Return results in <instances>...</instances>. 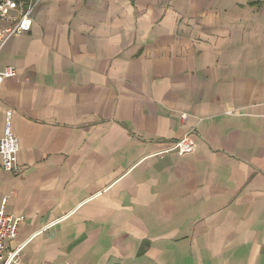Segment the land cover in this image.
Returning <instances> with one entry per match:
<instances>
[{
	"label": "crops",
	"instance_id": "1",
	"mask_svg": "<svg viewBox=\"0 0 264 264\" xmlns=\"http://www.w3.org/2000/svg\"><path fill=\"white\" fill-rule=\"evenodd\" d=\"M30 29L0 50L5 254L264 264V0H41Z\"/></svg>",
	"mask_w": 264,
	"mask_h": 264
},
{
	"label": "built area",
	"instance_id": "2",
	"mask_svg": "<svg viewBox=\"0 0 264 264\" xmlns=\"http://www.w3.org/2000/svg\"><path fill=\"white\" fill-rule=\"evenodd\" d=\"M41 0H0V50L8 39L12 36L23 35L31 30L34 21V12ZM16 75L13 66L5 67L0 70V84L9 76ZM5 122L0 134V159L2 168L6 171L17 170V156L20 150L19 139L12 128V111L7 110L4 115ZM186 138L179 139L170 150L178 148L187 151ZM7 197H0V264H21L19 251L5 254V245L7 241L12 240L17 235L20 223L23 221L22 216H11L5 211ZM106 264H123L122 262Z\"/></svg>",
	"mask_w": 264,
	"mask_h": 264
}]
</instances>
